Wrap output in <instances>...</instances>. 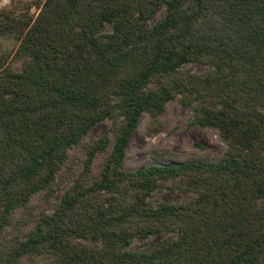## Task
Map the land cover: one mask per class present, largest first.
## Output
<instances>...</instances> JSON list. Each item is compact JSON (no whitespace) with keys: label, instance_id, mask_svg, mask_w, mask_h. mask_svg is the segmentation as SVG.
<instances>
[{"label":"trees","instance_id":"16d2710c","mask_svg":"<svg viewBox=\"0 0 264 264\" xmlns=\"http://www.w3.org/2000/svg\"><path fill=\"white\" fill-rule=\"evenodd\" d=\"M0 38L17 44L0 53V264H264V0H34L0 9ZM174 99L221 158L125 169Z\"/></svg>","mask_w":264,"mask_h":264},{"label":"rangeland","instance_id":"374dc122","mask_svg":"<svg viewBox=\"0 0 264 264\" xmlns=\"http://www.w3.org/2000/svg\"><path fill=\"white\" fill-rule=\"evenodd\" d=\"M31 2H34V0H0V9L14 8L19 11L25 8L27 3L31 4ZM37 10L35 6L32 8V12L36 13ZM16 46V41L13 39L0 38V53ZM206 69V66L199 64L193 66V71L196 73H202ZM191 117L192 111L182 105L178 99L170 101L165 113L156 120H152L147 114L144 115L129 142L124 168L138 169L148 166L154 160L162 159L182 161L201 157L220 159L226 145L217 134V131L212 128L190 125L189 119ZM110 126L111 121L109 120L99 123L90 132L87 142H92L106 134ZM85 153L86 149L84 146L70 149L68 165L73 173L77 174L83 170ZM105 155L106 153L103 152L96 155L93 162L96 169H99V165L103 162ZM58 195L53 198V201L59 199ZM187 199V195L168 190H164L154 197L157 202L181 203ZM39 201V198H36L34 206ZM16 215H19V213ZM161 237H156L155 241H158ZM23 264H41V262L24 261Z\"/></svg>","mask_w":264,"mask_h":264}]
</instances>
